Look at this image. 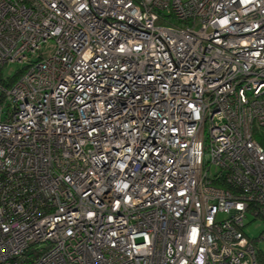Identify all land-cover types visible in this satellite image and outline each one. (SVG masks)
I'll list each match as a JSON object with an SVG mask.
<instances>
[{
  "label": "built area",
  "instance_id": "obj_1",
  "mask_svg": "<svg viewBox=\"0 0 264 264\" xmlns=\"http://www.w3.org/2000/svg\"><path fill=\"white\" fill-rule=\"evenodd\" d=\"M262 128L264 0H0V264H259Z\"/></svg>",
  "mask_w": 264,
  "mask_h": 264
},
{
  "label": "rangeland",
  "instance_id": "obj_2",
  "mask_svg": "<svg viewBox=\"0 0 264 264\" xmlns=\"http://www.w3.org/2000/svg\"><path fill=\"white\" fill-rule=\"evenodd\" d=\"M4 74H7V69L4 70ZM253 139L262 148H264V128L258 130L255 129L253 134ZM251 220H252L251 218L246 219L245 221L246 227L244 228V233L249 240L253 241L255 248L259 252L258 256L260 263L264 264V223H262L259 220L256 221H251Z\"/></svg>",
  "mask_w": 264,
  "mask_h": 264
},
{
  "label": "trees",
  "instance_id": "obj_3",
  "mask_svg": "<svg viewBox=\"0 0 264 264\" xmlns=\"http://www.w3.org/2000/svg\"><path fill=\"white\" fill-rule=\"evenodd\" d=\"M258 255H259V253H258ZM258 262H259V264H261V263H260V260H259V256H258Z\"/></svg>",
  "mask_w": 264,
  "mask_h": 264
}]
</instances>
